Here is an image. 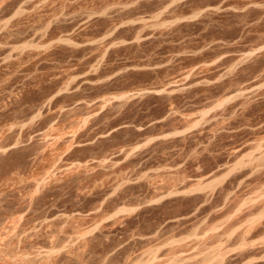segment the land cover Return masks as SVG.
Listing matches in <instances>:
<instances>
[{
    "label": "rangeland",
    "instance_id": "rangeland-1",
    "mask_svg": "<svg viewBox=\"0 0 264 264\" xmlns=\"http://www.w3.org/2000/svg\"><path fill=\"white\" fill-rule=\"evenodd\" d=\"M0 264H264V0H0Z\"/></svg>",
    "mask_w": 264,
    "mask_h": 264
}]
</instances>
